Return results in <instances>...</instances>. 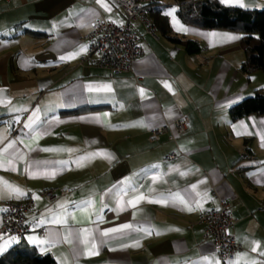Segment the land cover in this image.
I'll return each mask as SVG.
<instances>
[{"label": "crops", "instance_id": "1", "mask_svg": "<svg viewBox=\"0 0 264 264\" xmlns=\"http://www.w3.org/2000/svg\"><path fill=\"white\" fill-rule=\"evenodd\" d=\"M155 3L156 36L133 23L146 54L111 77L85 59L83 36L97 18L126 21L114 0L0 2V223L7 201H34L30 231L0 237V255L23 242L58 264H264V115H230L264 87V72L241 69L240 31L183 22L178 0ZM159 14L201 51L165 37ZM183 114L188 130L150 141ZM57 186L72 191L48 203L42 191ZM220 198L242 246L230 261L197 223Z\"/></svg>", "mask_w": 264, "mask_h": 264}, {"label": "built area", "instance_id": "2", "mask_svg": "<svg viewBox=\"0 0 264 264\" xmlns=\"http://www.w3.org/2000/svg\"><path fill=\"white\" fill-rule=\"evenodd\" d=\"M9 2L10 0H0ZM123 10L126 21L117 24L111 20L97 18L91 23V29L83 36L87 42L86 58H92L101 68L114 77L130 70L133 63L146 54L141 44V36L135 30L133 23L142 20L148 33L156 36L157 26L147 17L156 6L155 0H114ZM191 127L188 115L183 114L173 121L153 128L150 131V141H157L162 135L168 134L175 139ZM178 153L172 152L165 159H174ZM72 191L67 186L49 187L42 191L43 197L52 203ZM5 210L0 223V237L23 238L31 229L26 220L27 213L34 207L32 198L10 200L5 203ZM236 219L231 212L229 199L220 198L218 207L199 214L197 223L202 225V238L210 241L222 261L233 260L236 253L242 249L237 242L232 229Z\"/></svg>", "mask_w": 264, "mask_h": 264}, {"label": "trees", "instance_id": "3", "mask_svg": "<svg viewBox=\"0 0 264 264\" xmlns=\"http://www.w3.org/2000/svg\"><path fill=\"white\" fill-rule=\"evenodd\" d=\"M177 11L187 24L209 29H232L242 33L241 46L246 59L241 69L251 74L264 72V8L250 9L238 5H226L220 0H178ZM160 15V14H159ZM163 35L170 41L182 44L190 54L201 51V44L193 39H182L171 35L167 15L156 19ZM250 114L264 115V87L230 108L233 119ZM0 264H58L51 253H42L36 247L18 243L0 255Z\"/></svg>", "mask_w": 264, "mask_h": 264}, {"label": "snow or ice", "instance_id": "4", "mask_svg": "<svg viewBox=\"0 0 264 264\" xmlns=\"http://www.w3.org/2000/svg\"><path fill=\"white\" fill-rule=\"evenodd\" d=\"M225 2H227V0H225ZM106 7V6H105ZM61 59H63V57L61 58ZM28 125H26V127H27ZM143 197H139V199H142ZM130 203H133L134 204V202H132V201H130ZM123 227H125V228H128V227H130V225H124ZM111 231H118V229H112ZM107 233H105V235H106ZM41 243H44V241H41Z\"/></svg>", "mask_w": 264, "mask_h": 264}]
</instances>
